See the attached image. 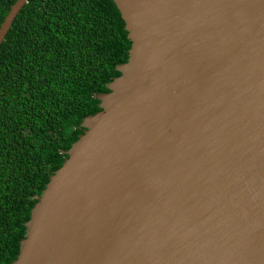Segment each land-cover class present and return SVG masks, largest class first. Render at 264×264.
I'll return each instance as SVG.
<instances>
[{
	"label": "water",
	"instance_id": "water-1",
	"mask_svg": "<svg viewBox=\"0 0 264 264\" xmlns=\"http://www.w3.org/2000/svg\"><path fill=\"white\" fill-rule=\"evenodd\" d=\"M113 1L127 60L94 93L100 109L49 175L10 264H264L260 232L238 227L252 212L232 214L220 238L210 217L188 221L177 250L179 213L140 227L169 206L264 210V0ZM26 2L10 6L0 43ZM226 74L228 105H211Z\"/></svg>",
	"mask_w": 264,
	"mask_h": 264
},
{
	"label": "trees",
	"instance_id": "trees-1",
	"mask_svg": "<svg viewBox=\"0 0 264 264\" xmlns=\"http://www.w3.org/2000/svg\"><path fill=\"white\" fill-rule=\"evenodd\" d=\"M15 0H0V24ZM131 41L113 0H27L0 43V264Z\"/></svg>",
	"mask_w": 264,
	"mask_h": 264
},
{
	"label": "bare ground",
	"instance_id": "bare-ground-1",
	"mask_svg": "<svg viewBox=\"0 0 264 264\" xmlns=\"http://www.w3.org/2000/svg\"><path fill=\"white\" fill-rule=\"evenodd\" d=\"M262 57L264 58V54L262 55ZM222 86H223V90L221 89V93H219L218 95H216L214 93V90L211 89V105H219V106H226L228 105V99L226 96L220 97L221 94H223L228 88L230 90V92H232V90H235L234 86H232V82L234 81V79L232 78V76L230 74H226L224 76V78L219 79ZM215 100V101H214ZM233 127L230 124H225V128L226 130H228L229 132H231V130L229 128ZM236 126H234L231 129H234ZM250 141V140H247ZM237 141H235L233 144H236ZM172 206H169L167 209H163V213L161 215V218L155 223V224H148V225H144V226H140L143 230H151L153 231L154 229H156L157 227L160 226V222L164 223L165 219H168L171 214H173V212L179 213L180 214V219L177 222V231L178 233H176L174 239H177V246H176V250L180 247L181 248H185L187 247L190 239L186 234L187 230V223L188 221H196L199 224L201 223L202 219L204 216H208L212 219L213 223L211 225L213 226H209L211 231V235L212 237L215 238H220V236L224 235V232L227 228H230V225H232L233 227L236 226V220H231V216L232 214L234 216H246V215H250V212H252V215L256 214V218H255V222L252 221L251 216L249 218V220L247 219H238V227L239 228H248L247 230H251L254 229L257 230L259 234L260 239L258 240V244L259 246L264 250V232L262 231V229L264 228V210L263 209H242V210H238V209H230L232 207H224V210H219L220 207H212L209 205H205V207H203L202 209H186L185 206H181L179 209H170ZM174 215V214H173ZM263 215V218H261L260 216ZM175 217V215H174ZM182 220V221H180ZM204 221V220H203ZM228 224V225H227ZM221 226H227L225 228H220ZM199 226V225H198ZM198 226L193 227L192 229L195 230ZM208 226H205L204 228H206ZM202 228V229H204ZM229 232V230H227L226 234ZM257 234V233H256ZM164 235V233H162L160 235V237H162ZM173 236V235H172ZM211 237V236H210ZM184 240V241H182ZM183 263V262H182Z\"/></svg>",
	"mask_w": 264,
	"mask_h": 264
}]
</instances>
